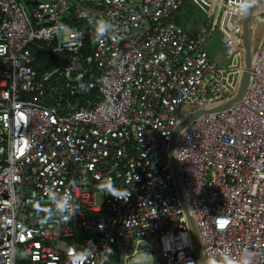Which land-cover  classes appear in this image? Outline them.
Returning a JSON list of instances; mask_svg holds the SVG:
<instances>
[{
	"label": "built area",
	"instance_id": "1",
	"mask_svg": "<svg viewBox=\"0 0 264 264\" xmlns=\"http://www.w3.org/2000/svg\"><path fill=\"white\" fill-rule=\"evenodd\" d=\"M184 1L0 0V264H121L111 245L199 264L172 138L204 264H264V26L239 101L213 110L242 79L249 0L207 3L193 34L172 20ZM216 30L226 67L204 49ZM40 54L63 65L38 76Z\"/></svg>",
	"mask_w": 264,
	"mask_h": 264
},
{
	"label": "rangeland",
	"instance_id": "2",
	"mask_svg": "<svg viewBox=\"0 0 264 264\" xmlns=\"http://www.w3.org/2000/svg\"><path fill=\"white\" fill-rule=\"evenodd\" d=\"M195 1H197L199 5H197ZM195 1L185 0L183 4L180 6L179 10L173 15V19H175L176 23L179 26H181L184 30H185V26H187L185 24L186 21L193 23L194 26H198L199 24H202L203 22L206 21L208 17L205 12V9H208L207 3L209 6L213 7L212 11L213 9L217 7V4L219 3V0H207V2L206 0H195ZM225 1L227 2L228 0H225ZM245 1L246 0H236L235 1L236 6H238V9L242 10ZM254 2H256V0H249V4L246 5V8L250 7ZM245 13H246V10H245ZM263 14H264V0L262 1L261 5L257 9L252 11L251 18L249 19V22L247 25V33H248L247 42L250 47L251 54L253 53L255 49V43L258 41L259 35L262 32V29L264 26V22L261 20V17H260V15H263ZM220 38H221V33L218 30H216L209 37L206 38L205 43H204V49L207 51V53L210 55L212 60L217 65L226 67L228 65V60L224 57L223 49L220 44ZM135 244H136V241H133L130 245V249H129V251L131 252L130 259L140 260L141 256L143 255L142 254L143 249L139 247L137 255H132L135 249ZM149 255L151 256H150V262L148 264H162L160 262H156L151 253H149ZM105 258H106L107 263H121L122 264L123 258H124L123 249L121 247L111 245L106 251ZM213 261L215 260L209 259L208 262L209 264H212Z\"/></svg>",
	"mask_w": 264,
	"mask_h": 264
},
{
	"label": "water",
	"instance_id": "3",
	"mask_svg": "<svg viewBox=\"0 0 264 264\" xmlns=\"http://www.w3.org/2000/svg\"><path fill=\"white\" fill-rule=\"evenodd\" d=\"M263 0H256V2H254L250 8L246 11V13L244 14L243 18H242V40H243V46H244V49H245V68H244V72H243V75H242V79H241V82H240V85H239V88L237 90V93L235 94V96L230 99L228 102H226L225 104L213 109V110H221V109H224V108H227L229 107L231 104L239 101L244 89H245V86H246V83H247V80H248V76H249V68H250V58H251V52H250V47L248 45V42H247V39H248V33H247V25H248V22H249V19L251 18V15H252V11L257 9L261 3H262ZM54 72H52L51 74H54ZM198 115H193L191 116L190 118L182 121L181 123H179L177 125V127L175 128V133H177V131L179 129H181L183 127L184 124H186L187 121H189V119H191L192 117H196ZM174 133V135H175ZM172 144H173V138L172 140L170 141L169 143V158H170V161H171V169H172V173H173V184H174V191H175V194L178 198V201L180 203V206L182 207L185 215L187 216V219H188V223L190 225V229L193 233V238H194V245H195V249H196V255H197V258H198V261H199V264H204V261H203V258L199 252V247H198V243H197V240H196V237H195V234H194V229H193V223L191 221V218L188 214V211L185 207V204L183 202V199H182V196L180 194V191H179V188H178V183H177V178H176V174H175V171H174V167H173V156H172Z\"/></svg>",
	"mask_w": 264,
	"mask_h": 264
},
{
	"label": "clouds",
	"instance_id": "4",
	"mask_svg": "<svg viewBox=\"0 0 264 264\" xmlns=\"http://www.w3.org/2000/svg\"><path fill=\"white\" fill-rule=\"evenodd\" d=\"M103 31V28L101 29ZM100 187L102 189H105L106 185L101 184ZM109 194L113 195L111 192ZM116 198H119L118 195H113ZM76 208L77 206L73 203V197L69 190H65V193L63 196L55 200V210L59 214H61L62 219L67 220L70 217L74 216L76 214ZM224 264H234V261L227 255L223 257ZM75 264V261H74ZM212 264H216L215 261L212 262ZM240 264H252L250 255L246 254L244 257H242Z\"/></svg>",
	"mask_w": 264,
	"mask_h": 264
},
{
	"label": "trees",
	"instance_id": "5",
	"mask_svg": "<svg viewBox=\"0 0 264 264\" xmlns=\"http://www.w3.org/2000/svg\"><path fill=\"white\" fill-rule=\"evenodd\" d=\"M174 22L175 19L172 18ZM90 56V49L88 44L85 41L81 48V57L88 58ZM89 64L85 60V65ZM63 65V58L62 55H55V54H40L36 56V60L33 64L34 69L36 70L38 76L42 75L45 72H51L53 70L59 69Z\"/></svg>",
	"mask_w": 264,
	"mask_h": 264
},
{
	"label": "crops",
	"instance_id": "6",
	"mask_svg": "<svg viewBox=\"0 0 264 264\" xmlns=\"http://www.w3.org/2000/svg\"><path fill=\"white\" fill-rule=\"evenodd\" d=\"M185 24L187 25V26H185V30H186V32L189 33V34H193L194 31L197 29V27L200 25V24H199L198 26H194V24L191 23V22H189V21H186Z\"/></svg>",
	"mask_w": 264,
	"mask_h": 264
},
{
	"label": "bare ground",
	"instance_id": "7",
	"mask_svg": "<svg viewBox=\"0 0 264 264\" xmlns=\"http://www.w3.org/2000/svg\"><path fill=\"white\" fill-rule=\"evenodd\" d=\"M138 258V257H137Z\"/></svg>",
	"mask_w": 264,
	"mask_h": 264
}]
</instances>
